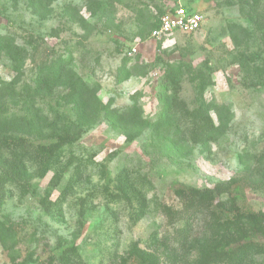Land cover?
Masks as SVG:
<instances>
[{
  "label": "rangeland",
  "instance_id": "1",
  "mask_svg": "<svg viewBox=\"0 0 264 264\" xmlns=\"http://www.w3.org/2000/svg\"><path fill=\"white\" fill-rule=\"evenodd\" d=\"M109 1L105 15H92L87 0H53L48 16L40 19L27 0H0V35L12 33L23 44L32 34L37 46L33 54L27 46L26 75L33 63L62 55L103 106L126 114L138 106L142 116L136 123L126 116L105 117L103 111L91 115L56 169L42 177H17L0 218L7 215L16 223L21 256L32 252L39 261L55 247L72 245L84 264H140L136 253L141 252L154 264H199L219 227V213L192 197L184 207L176 193L180 186L217 188L214 206L230 207L235 198L240 210L264 211V85L243 86L239 67L230 63L234 42L228 25H249L238 0ZM179 4L202 15L201 27L151 39L149 24ZM247 46L264 55L259 37L251 36ZM179 61L212 68L213 84L204 98L228 110L221 117L226 120L210 111L219 132L208 146L191 141L190 123L182 116L194 106L187 78L172 106L176 116L157 124L164 65ZM12 76L1 59L0 80ZM22 159L31 165L26 155L15 158ZM46 189L49 211L39 202ZM183 219L189 220L186 231ZM256 241L264 245V236ZM259 251L253 249L246 264H263ZM0 264H9L1 246Z\"/></svg>",
  "mask_w": 264,
  "mask_h": 264
},
{
  "label": "trees",
  "instance_id": "2",
  "mask_svg": "<svg viewBox=\"0 0 264 264\" xmlns=\"http://www.w3.org/2000/svg\"><path fill=\"white\" fill-rule=\"evenodd\" d=\"M52 1L27 0V6L31 14L45 19L51 11ZM237 4L249 27L237 23L228 25L234 42L230 63L239 67L243 86H263L264 55L250 50L247 45L251 36L259 37L264 44V0H238ZM87 7L92 15L97 12L105 15L112 3L109 0H87ZM156 26L157 20L149 24L148 33ZM22 41L23 44L18 43L12 33L0 35V60L6 59L13 72L9 81L0 80V208L7 197V190L17 185V177H25L22 174H38V177H42L60 165L65 147L73 144L83 127L88 126L91 115L97 117L103 111L108 118L114 116L125 120L126 116L136 123L142 121L138 106L133 107L128 114L103 106L94 92L91 93L88 83L72 69L71 60L62 55L33 63L30 73L26 75L25 65L37 46L33 44L32 34ZM27 46L32 50L30 54ZM211 73L212 68L194 69L191 64L183 61L166 63L160 83L162 110L157 124L176 116L172 106L178 100L181 82L187 78L193 88L194 106L192 109L184 108L182 116L190 123L191 141L208 146L219 132L209 116L210 111L216 112L220 120H226L221 117L228 111L224 105H217L204 98L205 90L213 84ZM64 108H68L74 118ZM126 139L130 140L132 136L127 134ZM22 155L28 157L31 165H27L24 159L19 162L15 160ZM260 184L264 189V174ZM45 192L39 202L44 210L49 211L47 200L50 194L48 189ZM219 192L217 188L197 190L183 186L176 190L184 207L191 203L192 197L203 206H213L217 215L219 213V227L199 264H246L254 257L251 253L253 249H260V255L264 257V245L256 241L260 235L264 236V211L240 210L235 204V198L230 207L223 204L214 206L211 198ZM180 222L184 230L189 226L188 219ZM18 236L16 223L7 215L2 216L0 246L6 252L9 264H84L77 248L72 245L55 247L40 261L32 257V252L21 256ZM136 258L140 264H154L145 252L136 253Z\"/></svg>",
  "mask_w": 264,
  "mask_h": 264
},
{
  "label": "built area",
  "instance_id": "3",
  "mask_svg": "<svg viewBox=\"0 0 264 264\" xmlns=\"http://www.w3.org/2000/svg\"><path fill=\"white\" fill-rule=\"evenodd\" d=\"M203 17L197 11L189 10L179 4L162 13L157 19V26L150 31V38L165 39L175 33L190 34L202 25Z\"/></svg>",
  "mask_w": 264,
  "mask_h": 264
}]
</instances>
